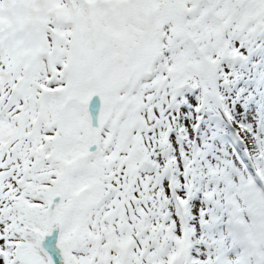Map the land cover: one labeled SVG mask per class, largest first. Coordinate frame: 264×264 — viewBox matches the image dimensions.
Masks as SVG:
<instances>
[{
    "label": "snow or ice",
    "instance_id": "1",
    "mask_svg": "<svg viewBox=\"0 0 264 264\" xmlns=\"http://www.w3.org/2000/svg\"><path fill=\"white\" fill-rule=\"evenodd\" d=\"M258 35L264 0H0V264H264V168L158 182L166 102Z\"/></svg>",
    "mask_w": 264,
    "mask_h": 264
},
{
    "label": "rangeland",
    "instance_id": "2",
    "mask_svg": "<svg viewBox=\"0 0 264 264\" xmlns=\"http://www.w3.org/2000/svg\"><path fill=\"white\" fill-rule=\"evenodd\" d=\"M225 63L229 79L212 98L211 107L204 104L201 89L189 88L182 91L183 99L167 101L162 110L166 131L159 141L158 182L166 180L170 189L174 183L176 187L180 184L175 175L179 171L175 167L177 157L181 162L196 159L205 173L209 167H219L247 176L264 168L255 142L244 131L264 133V35L253 39L240 60ZM187 183L191 185V181ZM246 191L253 199L261 198L251 181ZM193 201L202 202L198 188L186 191L181 212L185 225L194 218L192 209L200 207Z\"/></svg>",
    "mask_w": 264,
    "mask_h": 264
},
{
    "label": "bare ground",
    "instance_id": "3",
    "mask_svg": "<svg viewBox=\"0 0 264 264\" xmlns=\"http://www.w3.org/2000/svg\"><path fill=\"white\" fill-rule=\"evenodd\" d=\"M248 138H249V136H248Z\"/></svg>",
    "mask_w": 264,
    "mask_h": 264
}]
</instances>
